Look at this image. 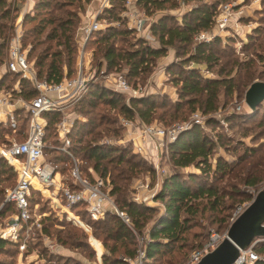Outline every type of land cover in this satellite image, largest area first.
Instances as JSON below:
<instances>
[{
    "label": "rangeland",
    "instance_id": "obj_1",
    "mask_svg": "<svg viewBox=\"0 0 264 264\" xmlns=\"http://www.w3.org/2000/svg\"><path fill=\"white\" fill-rule=\"evenodd\" d=\"M38 1L40 0H33V3L25 0H7L8 3H13L11 7H15V4L18 5L17 12H12L10 16L11 18L14 17L12 23L15 26L24 15L29 14L31 18L35 16L33 20L26 19L21 24L25 47L30 49L31 45L35 44V50L31 53V58L35 59L39 53H46L50 47V52L58 49L56 42L45 39V35L50 29H56L62 23L61 21L70 19L72 21L71 27L74 29V42L78 49L77 60L75 61L77 70L81 52L79 49L83 41L82 37L80 39L78 36V30L84 22H88L87 14L90 15L92 7H97L96 2L94 0L89 3L83 0H74L73 2L68 0H44L49 6L41 10H35L32 7ZM218 1L214 23L210 30L203 31L209 33L211 38L208 41L219 38V41L212 46L218 62L212 64L209 69L204 63L187 62L189 55L193 52L192 47H186V52L183 51V48L169 47L164 56L152 62L153 65L148 73L130 78L127 76L128 66L124 63L118 64L111 70H108L105 64L98 68L96 64L99 57H101L98 48H102L104 45L90 41L85 43L87 61L84 59L82 70L86 77L90 78L87 84L90 89L96 84L113 89L114 79L118 75H123L130 86V91L123 92L124 96H122L126 103L129 102L130 94L133 95L134 92H138L139 95L152 94L155 97L158 96L156 98L158 102L165 100V106L157 109L154 119L150 123H143L138 117L129 119L120 114L117 108H111L101 100L97 101L95 107H88L89 95H86L85 101L73 103L66 108V111L71 114V120L85 121L90 119L91 116L99 118V121L96 122L97 126L94 127L93 136L87 135L83 138L84 140L92 139V142L111 143L124 147L122 153H124L125 158L122 162H118L117 158H114L112 163L103 162L113 175L110 181L113 180L114 182L113 185L109 182V191L115 185L121 189V193H116L113 196L114 198L111 196L112 199L114 200L115 197L134 199L148 206L157 207L156 213L148 220L142 234L135 233L130 247H133L134 243L138 254L133 259L127 258L128 264H143L141 256L146 242L144 238L148 237L151 223L158 214H162L164 211L163 203L156 200L155 197L161 190L165 178L175 173L187 178L191 173L200 172L194 165L183 168L174 167L170 161L166 139L163 147L158 146L161 141L155 138L147 136L148 138L142 139L145 137L142 133L144 124L170 129L179 125H190L196 114H198L200 125L215 143L210 158L211 162L214 164L215 159L221 157L235 167L233 171L237 169L232 175H237L242 179L229 178V175H225L222 179L213 178L210 181H214V185L226 193H230L235 187L244 192V196H238L234 199L230 196L225 197L224 202L230 208H227L228 210L224 213H230L232 217L241 213L250 204L256 193L264 190V100L255 114L245 103V92L251 83L254 81L264 82V0ZM170 4L165 5L163 9L151 7L147 12L148 17L155 21L161 15L166 14L174 17L175 21L180 23L183 13L188 11L191 5H195V2H191L189 5L179 4V6H171ZM226 4L231 5V16L227 25L220 28L216 23V19L218 14L221 13L220 5L225 6ZM115 5L117 6L114 9V14L119 19L111 17L108 13H102L103 9L98 12L97 16H99L101 24L100 29L115 26L119 29L131 30L128 36L124 38L118 36L110 41L119 51L125 53L129 50L138 49L140 40L153 47L160 45L158 35L154 32L150 31L151 39H147L144 37L143 32L129 28L127 19L122 16V0L116 1ZM42 17H52L55 24L47 26L43 34L33 40L31 29L37 25ZM7 22L11 23V21ZM93 35L94 39L99 37L97 33H93L91 39ZM48 60H50V57ZM4 64H0V71L3 70ZM190 68H196L203 77L208 78L227 74L228 77L234 79L237 85L232 95L220 94L218 109L212 114L218 121L217 125H207L206 116H203L198 108L190 113L187 119L178 118L169 121L170 117L165 115L171 105L180 101L179 77H182L185 74L184 71ZM18 79V77H7L5 84L14 86ZM79 106L82 107L83 112H79ZM183 109L188 111L186 108ZM85 111L89 112L85 113ZM91 112L92 114H90ZM159 115H164V120L159 119ZM228 117L230 120H227ZM38 121L41 122V118ZM123 121H130V124L124 126ZM26 126L27 122L25 128ZM114 128L118 129V135L112 133ZM4 129L6 128L0 123V146L7 143V135L11 139L14 137L11 132L7 134V130ZM50 130L48 131L49 137L47 135L46 139L49 148L52 147L53 143H59L57 142V130H53L51 134ZM252 148H254V151L251 150ZM116 155L118 154L113 156ZM52 157V153L47 151L45 156L47 162H51L48 159ZM75 158L81 171L92 168L90 167V161L83 160L78 156ZM64 163L57 164L58 171L56 173L60 175L61 181L67 183L69 182V173L73 163L71 161ZM15 179L16 177L13 176L9 181H3L0 184L5 190V188L13 185ZM245 181H253L255 185L248 186L244 184ZM189 185L196 188L198 184L196 180H193L189 182ZM3 197L4 192L0 195V205L3 202ZM118 203L121 204L120 201ZM203 203L205 205V202ZM202 206L203 204H201ZM31 209V214L34 217L31 222L24 224L23 229L19 231V241L13 242L16 245L8 244L5 250L0 251V264H102L101 256L106 248L99 238L102 231L98 227L101 225L91 226V229H89L86 224V222L89 223L88 217L82 215V209L77 208L75 210L72 207L68 209L64 201L62 202L60 198L54 201L46 192L35 194L34 199L31 201ZM69 212L72 213V216ZM219 214V211H213L209 208V205H205L203 214L196 217L197 226L192 227L186 236V241L180 243V245L185 246L177 249L173 254L164 256L159 262L163 264L167 259H171L173 264H179L196 249L197 244L205 243L212 233L218 234L223 239L227 229L218 225ZM10 215L6 214L0 217V228L8 224ZM222 215L220 214V216ZM35 219H38L37 222ZM89 224L91 225V223ZM42 227H46L49 234L42 233ZM57 235H60L61 239H65L66 242L63 243L58 240ZM68 235L69 237H66ZM76 241L81 242V246L76 247ZM21 243L25 244L24 250L19 248ZM112 243V241L108 242L109 245ZM262 244L264 245V241L255 240L252 246L246 250L244 257L247 263H250V253L256 254L257 260L264 261V250L261 252L259 249ZM121 251L122 248L118 254H121Z\"/></svg>",
    "mask_w": 264,
    "mask_h": 264
},
{
    "label": "trees",
    "instance_id": "obj_2",
    "mask_svg": "<svg viewBox=\"0 0 264 264\" xmlns=\"http://www.w3.org/2000/svg\"><path fill=\"white\" fill-rule=\"evenodd\" d=\"M67 1V0H66ZM73 2L74 0H68ZM89 3L91 0H83ZM116 1L121 0H108V6L103 8L102 13H108L111 17L119 19L114 14ZM185 4L195 2V5H191L188 11L184 12L181 17V22L177 23L174 17L169 15H161L153 20L150 25V30L158 35L160 45L153 47L147 44L145 41L140 40L138 43V49L129 50L125 53L119 51L113 43L110 41L120 36L124 38L130 34L131 30L126 28L119 29L115 26H108L105 29H99L89 34L87 43L94 42L103 44L104 46L98 48L101 57L96 64L98 68H101L103 64L108 70L113 69L120 63H124L128 66V77H137L148 73L150 67L153 65L156 59L164 56L169 47L175 49L183 48L186 52V47H192L193 52L189 55L187 62L204 63L209 69L212 64H217L218 58L213 52L212 46L219 41V38H215L210 41H196L195 37L203 32L211 29L214 23V17L216 14V8L219 4L218 0H183ZM123 7L125 9L124 0ZM171 3V6H179L177 0H136L135 4L143 11L149 12L151 7L157 9H163L165 5ZM13 3H8L7 0H0V64H4L7 58V46L10 38L14 34V23H12L14 17H10L12 12H17L18 5L11 7ZM35 10H41L49 6L44 0H40L33 5ZM101 16V15H100ZM99 16H97L98 18ZM29 14L22 17L21 24L24 20L31 19ZM99 19V18H98ZM6 20V22H5ZM7 21H11L8 23ZM58 27L50 29L45 35V39L49 41H55L58 49L50 52L49 49L46 53H39L34 58H31V53L35 50V47L30 43L31 47L28 48L27 58L33 61L36 75L39 79H44L48 83H58L64 77L72 78L76 75L75 61L77 60V47L74 42V29H72V21L66 19L61 21ZM55 20L50 17H42L39 19L37 25L32 29V36L35 40L37 37L43 34L47 26L54 25ZM13 33V34H12ZM97 33L99 37L94 39V35L91 39V35ZM90 38V39H89ZM24 36L22 34V45L24 44ZM94 40V41H93ZM61 47V49H60ZM26 48V47H25ZM86 50V44H85ZM50 57V60L48 58ZM182 77H179L178 84H180L179 98L180 101L175 102L167 109L166 116H169L171 120L178 118L187 119L190 113L194 112L196 108L201 111L203 116H206L207 125H217L218 121L212 116L217 111L219 105L220 94L223 93L226 96L232 95L234 89H236V83L232 77L228 75L214 78L203 77L196 68H190L184 71ZM7 77H18L17 74L10 71H5L0 78V91L10 90L12 85L5 84ZM19 78V77H18ZM19 90L12 91L13 94L20 95L26 100H30L36 95V91L32 83L27 79H18ZM88 97L87 106L95 107L97 101L101 100L111 108H117L120 114L129 119L138 117L143 123H150L154 119V114L158 108L165 106V100L158 102L152 94H142L139 96H131L129 102L123 100V92L109 89L102 85H93L90 89L87 86L86 91L82 95L78 102L86 100ZM167 99V97H165ZM263 102V101H262ZM261 102V104H262ZM261 104L254 111H258ZM186 108L188 111H185ZM78 109V108H77ZM76 109V110H77ZM79 112H83L82 107L79 106ZM89 111H85L87 113ZM92 114V112L90 113ZM45 119V141L47 139L48 131L50 134L56 129V123L60 119V114L57 112H46L43 115ZM164 115H159V119L164 120ZM101 120V119H100ZM227 120H230L228 117ZM99 121L97 116H91L90 119L85 121L74 120L73 126L70 132L71 147L70 150L75 157H79L83 160L90 161L91 166L95 174L108 180L113 185V178L111 172L108 171L107 166L103 162L112 163L114 158L118 159V162H122L125 158L122 150L124 147L111 143H96L92 142V139L84 140L87 135L93 136L94 127L97 126L96 122ZM27 118L22 115L19 118L20 130L18 133L25 129ZM167 122V121H165ZM4 128H6L4 126ZM6 133H12L11 129ZM52 131V132H51ZM112 133L118 135V129H112ZM13 134V133H12ZM18 139H22L21 135H16ZM49 137V135H48ZM213 139L205 132L200 124H192L186 130L180 132L177 138L169 142L167 145L168 152L170 154V161L176 168H183L194 165L200 170L199 173H191L187 178L180 174H172L165 178L161 190L156 195V200L163 203L164 211L162 214H158L155 220L149 227L148 237L145 242L143 264H162L159 262L161 258L166 255L173 254L177 249L183 248L185 245H180L181 242L186 241V236L190 229L197 226L196 217L199 214H203L205 211V205H209V208L213 211H219L223 214L217 219L219 226H224V229H228L232 222V215L230 213H224L230 208L225 204L224 199L226 196H230L232 199L238 196H244V192L238 187L230 193L222 191L220 188L214 185V181L210 182L213 178L222 179L225 175H229V178L240 179L237 175H232L237 171L230 163L218 157L215 159L214 164L211 162L212 151L214 147ZM53 143L52 147L45 149V156L47 151L52 153L53 157L48 159L50 163L58 171V163L65 164L64 162L70 161L69 157L62 151H59ZM49 149V150H48ZM254 151V148L251 149ZM121 151V152H120ZM120 152V153H119ZM118 154L116 156H113ZM2 158V157H1ZM0 158V183L3 181H9L13 176L16 177L12 166L3 158ZM66 166V165H64ZM237 166V165H236ZM9 173V175H7ZM84 175L90 174L88 169L82 171ZM12 176V177H11ZM215 179V180H216ZM16 180V179H15ZM193 180L197 181V187L192 188L189 182ZM15 183V181H14ZM13 183V184H14ZM73 187L70 182H67ZM115 184V183H114ZM244 184L248 186H254L255 182L245 181ZM121 189L115 185L110 195L113 197L116 193H121ZM4 187L0 184V195L3 194ZM35 194H39L38 191H33L30 198V210L31 201L34 199ZM114 198V197H113ZM116 206L127 214L129 217V223H125L115 213L107 212L101 219H92L86 209L81 204H76L72 209H82V215L87 216L89 223L86 222L88 228L91 226L101 225L100 228L102 235L99 238L102 240L103 246L106 251L102 253V264H128V259H133L137 256L138 250L132 244L135 233L142 234L148 220L156 213L157 207L148 206L145 203L137 202L134 199H127L121 197H115ZM118 201L121 202L119 205ZM205 202V205L204 203ZM201 204L203 206L201 207ZM15 211L12 204H4L0 208V217L6 214H11ZM42 233L49 234L46 227H42ZM97 234V233H96ZM66 237H69L66 236ZM57 239L65 243V239H61L60 235H57ZM109 241L113 243L108 244ZM208 241V240H207ZM206 241V242H207ZM8 244H15L9 239L0 237V251L6 249ZM81 242L76 241L75 246H81ZM204 243L196 245V249L201 247ZM16 245V244H15ZM122 248V253L118 254ZM264 245L259 248L262 252ZM159 262V263H157ZM182 262V261H181ZM180 262V263H181ZM179 263V264H180ZM163 264H173L171 259H167ZM253 264H264L261 259L254 261Z\"/></svg>",
    "mask_w": 264,
    "mask_h": 264
},
{
    "label": "built area",
    "instance_id": "obj_3",
    "mask_svg": "<svg viewBox=\"0 0 264 264\" xmlns=\"http://www.w3.org/2000/svg\"><path fill=\"white\" fill-rule=\"evenodd\" d=\"M25 1L33 2V0ZM135 1L124 0L125 9L122 16L127 19L129 28L143 32L144 37L151 39L150 25L153 19L148 17L145 11L138 8ZM177 1L180 5H185L183 0ZM230 7V4L220 5L221 13L218 14L216 19V23L220 28H224L227 25L231 16ZM21 20L15 26L14 34L8 42L4 67L7 71L17 74L19 79L29 80L36 91V95L30 100H26L20 95L13 94L12 91L19 90L18 82L15 83L12 89L0 91V123L11 129L14 135L12 139L7 136V143L0 146V156L12 166L16 175L15 183L5 188L3 202L0 205L1 208L4 204H12L15 211L11 213L8 224L0 228V237L9 239L12 242L19 241V231L23 229L24 224L31 222L34 217L30 210V198L34 190L39 193L46 192L54 201L60 198L62 202H65V206L68 209L76 204H81L92 219H101L107 212H112L125 223H129L127 214L116 206L110 195L109 181L98 177L92 168L88 169L90 177L84 175L78 168L76 158L70 150L71 139L69 135L74 120H71V114L66 111V108L68 105L77 103L87 89L90 78H87L82 70L85 59L84 47L89 34L101 28L99 19L96 16L84 27V39L79 49L81 51L80 62L76 75L72 78L64 77L58 83H48L44 79L37 77L33 61L27 58L28 49L22 45ZM210 38L209 33L201 32L195 37V40L208 41ZM113 90L119 92L130 91V86L123 75H118L114 79ZM138 95V92H134L133 95L130 94V96ZM46 112H57L60 114V119L56 123L57 142H59L56 148L66 154L71 163H73L69 173L73 187L61 181L60 175L55 171V167L45 159V149L49 146L45 141L46 122L42 115ZM22 115L27 118V126L18 133L20 130L19 118ZM39 118H41V122L38 121ZM122 124L127 126L130 121H123ZM192 124H200L198 114H196L190 125H179L170 129L144 124L142 133L145 137L142 139L147 136L155 138L161 141L158 146L163 147L165 139L168 143L174 141L180 132L186 130ZM17 134L23 138L18 139ZM69 214L72 216L71 212ZM239 214L232 217V220ZM37 225L39 226V224ZM144 240L146 241L147 237ZM221 240L222 237L212 233L207 242L195 249L180 264H197ZM19 248L24 250L25 244L21 243ZM245 252L246 250L241 251L240 257L235 264H252L254 260L258 259L256 254L250 253V263H247L244 257ZM143 256L144 251L141 258Z\"/></svg>",
    "mask_w": 264,
    "mask_h": 264
},
{
    "label": "water",
    "instance_id": "obj_4",
    "mask_svg": "<svg viewBox=\"0 0 264 264\" xmlns=\"http://www.w3.org/2000/svg\"><path fill=\"white\" fill-rule=\"evenodd\" d=\"M264 100V82L254 81L245 92V103L254 112ZM255 240H264V190L230 223L225 236L197 264H235L241 251Z\"/></svg>",
    "mask_w": 264,
    "mask_h": 264
},
{
    "label": "crops",
    "instance_id": "obj_5",
    "mask_svg": "<svg viewBox=\"0 0 264 264\" xmlns=\"http://www.w3.org/2000/svg\"><path fill=\"white\" fill-rule=\"evenodd\" d=\"M96 3L95 4H97V7L96 8H94V7H92V9H91V12H90V15H89V13L87 14L88 15V22H84L83 24H82V26H80V28H79V32H78V36L80 37V39H81V37H82V40L84 39V27H86L88 24H89V21L91 20V19H93V18H96V16L98 15V12L100 11V10H102L103 8H105L107 5H106V3H107V1L108 0H94ZM33 3V2H32ZM90 16V17H89ZM82 35V36H81ZM87 53H85V55H84V58H85V60L87 61ZM6 71V68L5 67H3V70L2 71H0V78H1V76H2V74L4 73ZM15 85V84H14ZM8 134V133H7ZM8 136V135H7ZM6 139H7V137H6ZM7 141H8V139H7Z\"/></svg>",
    "mask_w": 264,
    "mask_h": 264
}]
</instances>
